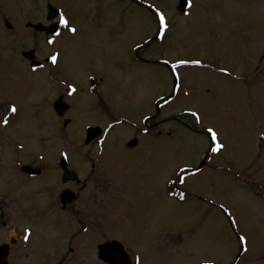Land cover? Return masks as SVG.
<instances>
[{
    "label": "rangeland",
    "instance_id": "rangeland-1",
    "mask_svg": "<svg viewBox=\"0 0 264 264\" xmlns=\"http://www.w3.org/2000/svg\"><path fill=\"white\" fill-rule=\"evenodd\" d=\"M177 1L0 0V107L15 106L21 130L14 139L30 151L46 143L41 128L49 135L62 126L48 114L50 87L42 71L22 62L21 45L5 43L27 29L26 20L45 19L49 3L76 31L62 39L68 46L59 39L41 51L59 52V77L79 90L89 73L103 84L104 105L85 88L75 95L77 108L65 130L81 140L86 124L111 127V157L123 169L127 164L124 179L137 192L125 220L115 218L121 221L117 233L142 253V264H231L238 236L248 258L264 259V201L244 189L251 182L232 178L255 158L254 181L264 179V2L190 0L187 13H178ZM4 14L16 25L12 36ZM135 47L152 62H139ZM9 48L18 55L3 56ZM151 97L158 99V116L139 134L141 116L156 110ZM210 127L223 145L217 152ZM133 136L140 138L136 149L116 150L115 143ZM168 182L182 193L171 196Z\"/></svg>",
    "mask_w": 264,
    "mask_h": 264
},
{
    "label": "flooded vegetation",
    "instance_id": "flooded-vegetation-1",
    "mask_svg": "<svg viewBox=\"0 0 264 264\" xmlns=\"http://www.w3.org/2000/svg\"><path fill=\"white\" fill-rule=\"evenodd\" d=\"M180 1H177L175 9L178 13H187L191 1H183L187 4L185 11L177 8ZM263 2L259 0V5ZM44 14L45 19L41 15V18L35 16L37 19L33 21L26 20L27 29L17 33L13 28L16 25L9 22L8 14L1 18L10 36L17 34L12 36V40L6 39L5 43L21 45L16 47H19L22 62L34 73L42 71L41 78L50 87L47 91L50 98L47 101L44 97L48 111H51L48 114L61 122L62 126L59 131L50 132L49 135L41 128L46 143L30 151L24 143L14 139L15 131L21 130L19 123L14 124L16 111L13 113L10 110L14 105L8 104L5 109L0 107V264H142V253L134 251L127 245L128 240L117 233L121 221L116 222L115 218L121 216L125 220L130 206L136 201L137 192L124 179L127 164L123 169L119 167L118 159L111 157L113 142H107L111 127L101 130L99 126V135L89 141L86 140L88 129L96 125L86 124L81 140L65 130L73 122L78 103L74 100L75 95L82 94L85 88L87 95H97L94 101L104 105L100 91L103 84L94 82L96 74L89 73L85 77L83 75L86 86L83 83L79 90L71 80L59 77L58 62L53 63L50 59L56 55L58 61L59 52L50 49L44 53L41 50L59 39L65 47L68 46L62 39L74 33L70 31L74 26L59 23L60 11L51 17L48 11ZM216 20L219 22L220 18ZM55 22L59 25L52 32L49 26ZM259 31L264 36V29ZM0 32L3 30L0 29ZM50 40L53 43H49ZM40 42L42 46H38ZM9 50L11 53L3 56L18 55L11 48ZM140 50L135 47L136 59L151 63L152 60L142 57ZM263 51L264 42L261 54ZM257 64L253 70L255 73L259 70ZM1 69L5 70L6 65L3 64ZM72 88L75 90L72 91ZM150 102L156 110L141 116L140 122L144 125L147 120H156L158 116L157 99L151 97ZM4 118H7L6 124L3 123ZM144 125L135 127L139 129V134L149 132L150 124ZM50 137L54 141H49ZM62 139H65L63 144ZM139 141L140 138L135 136L130 140L118 141L115 143L116 150H134ZM255 161L254 158L251 164H246L239 177L234 175L232 178L236 182H251L244 189L256 193L264 201V179L255 183L252 174ZM200 166H204L203 161ZM173 189L172 185L169 191L174 193ZM238 238L239 252L234 255L231 264H253L257 261L264 264L262 258H248L244 253L243 241Z\"/></svg>",
    "mask_w": 264,
    "mask_h": 264
},
{
    "label": "snow or ice",
    "instance_id": "snow-or-ice-1",
    "mask_svg": "<svg viewBox=\"0 0 264 264\" xmlns=\"http://www.w3.org/2000/svg\"><path fill=\"white\" fill-rule=\"evenodd\" d=\"M158 16H159V22H160L161 28H164L165 27V17H164V15L162 13H158ZM59 23L63 24V25H67L68 21L66 20V18L63 15H61L60 19H59ZM70 31L75 32L76 29L72 28V29H70ZM57 35H59V33H57ZM48 42L49 43H53V41H51V40L48 41ZM50 59L52 60L53 63L57 62V56L56 55L51 56ZM180 63H185V61H180ZM192 63L199 64L200 61H192ZM222 71H226V70L222 69ZM70 88H71V86H70ZM74 90L75 89L72 88V91H74ZM10 110L14 113L16 111L15 106H13ZM192 115L194 117H196L197 119H199L197 113L193 112ZM3 123H5V124L7 123V118H4ZM207 132L210 135L212 141L215 143V146L212 147L211 150L213 152L219 151L223 147V145L218 142V136H217L216 131L213 128L210 127V128L207 129ZM27 239H28V236L26 235L25 236V240H27ZM243 239L244 238L241 237V240H243Z\"/></svg>",
    "mask_w": 264,
    "mask_h": 264
},
{
    "label": "water",
    "instance_id": "water-1",
    "mask_svg": "<svg viewBox=\"0 0 264 264\" xmlns=\"http://www.w3.org/2000/svg\"><path fill=\"white\" fill-rule=\"evenodd\" d=\"M182 4H183L182 1H180V2H179V6L181 7ZM54 14H55V11H53V10L50 9V10H49V14H48V16L51 17V16L54 15ZM37 28H40V26L37 25ZM55 28H56V25H53V26H50L49 29H50L51 31H54Z\"/></svg>",
    "mask_w": 264,
    "mask_h": 264
}]
</instances>
